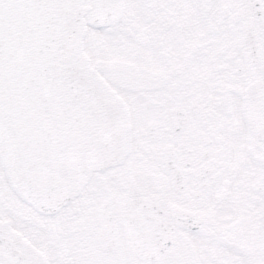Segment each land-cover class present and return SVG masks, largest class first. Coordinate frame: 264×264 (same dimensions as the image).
Wrapping results in <instances>:
<instances>
[{
    "label": "snow or ice",
    "instance_id": "snow-or-ice-1",
    "mask_svg": "<svg viewBox=\"0 0 264 264\" xmlns=\"http://www.w3.org/2000/svg\"><path fill=\"white\" fill-rule=\"evenodd\" d=\"M0 264H264V0H0Z\"/></svg>",
    "mask_w": 264,
    "mask_h": 264
}]
</instances>
